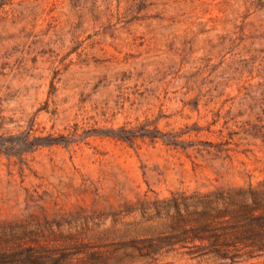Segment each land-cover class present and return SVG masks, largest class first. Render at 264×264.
<instances>
[{
  "label": "rangeland",
  "instance_id": "obj_1",
  "mask_svg": "<svg viewBox=\"0 0 264 264\" xmlns=\"http://www.w3.org/2000/svg\"><path fill=\"white\" fill-rule=\"evenodd\" d=\"M0 264H264V0H0Z\"/></svg>",
  "mask_w": 264,
  "mask_h": 264
},
{
  "label": "trees",
  "instance_id": "obj_2",
  "mask_svg": "<svg viewBox=\"0 0 264 264\" xmlns=\"http://www.w3.org/2000/svg\"><path fill=\"white\" fill-rule=\"evenodd\" d=\"M242 239H250L249 237H243Z\"/></svg>",
  "mask_w": 264,
  "mask_h": 264
}]
</instances>
